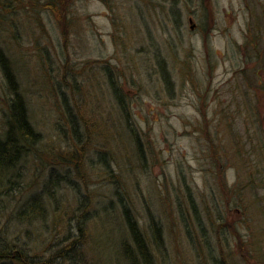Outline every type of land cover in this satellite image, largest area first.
Segmentation results:
<instances>
[{
	"label": "rangeland",
	"instance_id": "374dc122",
	"mask_svg": "<svg viewBox=\"0 0 264 264\" xmlns=\"http://www.w3.org/2000/svg\"><path fill=\"white\" fill-rule=\"evenodd\" d=\"M0 51V131L4 55L42 134L0 196L19 245L48 249L53 219L11 217L42 193L64 224L87 201L91 264H126L124 206L162 222L161 264H264V0H0Z\"/></svg>",
	"mask_w": 264,
	"mask_h": 264
},
{
	"label": "trees",
	"instance_id": "16d2710c",
	"mask_svg": "<svg viewBox=\"0 0 264 264\" xmlns=\"http://www.w3.org/2000/svg\"><path fill=\"white\" fill-rule=\"evenodd\" d=\"M0 54L2 55L3 52L0 51ZM1 57L4 62V71L11 85L12 96L8 103L6 128L3 132L0 131V181L3 182L0 196L14 203L17 193L21 191L18 187L19 192L14 190L16 189L14 185L19 183L21 175L18 167L27 159L29 153L35 150L36 145L42 140V134L31 121L27 100L18 87L8 59L4 55ZM165 70L163 66L164 79L169 81ZM75 125L74 122L73 128L78 132ZM78 140L81 141L80 137ZM51 176L53 187L49 189V183L46 184L44 191L47 190V194L54 193L60 182L58 177H54L53 170H51ZM1 201L2 199H0V208L4 206ZM83 205L84 207L78 206L73 214L75 223L72 224L70 218L66 219L64 224L66 214L63 211L55 208L53 213L48 214L45 194H33L20 208L12 211L11 217L18 223L27 225L45 224L50 217L55 225L52 230L53 240L51 237L48 249L38 253L31 246L28 247L27 243L19 245V241L11 238L8 235V224L4 223L5 228H0V264H91L84 257L81 249L85 232L83 215L84 212L86 213L87 201ZM123 209L128 237L121 240L119 252L121 257L126 264H161V259L166 258L167 245L160 219L150 211L148 223L143 225L134 217L129 207L124 206ZM48 228L51 229V225Z\"/></svg>",
	"mask_w": 264,
	"mask_h": 264
},
{
	"label": "flooded vegetation",
	"instance_id": "af4514ba",
	"mask_svg": "<svg viewBox=\"0 0 264 264\" xmlns=\"http://www.w3.org/2000/svg\"><path fill=\"white\" fill-rule=\"evenodd\" d=\"M189 18H190L191 22L194 21V16L193 15H191Z\"/></svg>",
	"mask_w": 264,
	"mask_h": 264
}]
</instances>
